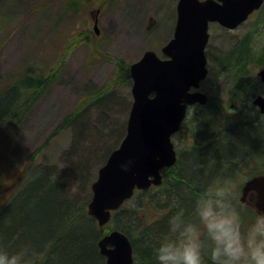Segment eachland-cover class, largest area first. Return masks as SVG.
Wrapping results in <instances>:
<instances>
[{"label": "rangeland", "instance_id": "1", "mask_svg": "<svg viewBox=\"0 0 264 264\" xmlns=\"http://www.w3.org/2000/svg\"><path fill=\"white\" fill-rule=\"evenodd\" d=\"M71 1L0 0V107L3 109L0 114L14 107L11 99L15 90L11 85L15 84L17 75L27 72L46 78L59 74L16 127L0 122V207L21 181L28 178L26 173L30 169L33 176L23 186L22 182L17 195L3 212L16 198H35L38 193L32 191L42 183L58 188L54 185L56 182H47L48 173L51 178L61 176L64 179V198L71 202L73 210L85 205L86 213L92 195L91 184L109 153L119 145L132 104L131 83L124 84L113 77L114 74L117 77L116 63L123 60L125 65H130L147 50L162 57L161 48L173 35L178 0H76L72 8L69 7ZM208 33L205 48L208 73L200 86L208 101L205 106L190 107L184 128L172 137L179 155L189 152L195 144L189 131L196 115L200 116L210 106L213 109L205 118L215 119L216 124L219 121L216 116L238 118L243 111L249 121L261 119L259 122H264L263 116L256 117L258 110L249 101L252 93L264 96V83L257 75L263 66L250 62L241 86L234 89L233 61L229 67L224 61L246 38L255 55L264 52V4L235 29L210 23ZM243 101L249 105L243 108L240 105ZM211 120L198 123L195 130L205 128L208 135L211 130L219 132ZM108 125L114 132L104 134ZM262 126V133L257 129L255 135L242 136L235 134L234 131L240 129L232 124L228 126L231 131L223 136L228 143L219 150L222 159L214 163L216 173L220 168L218 172L222 171V160H229L242 150L246 152L244 156L240 154L235 166L220 178L215 174L216 180L231 177L238 196L241 186L252 175L254 162H248L249 156L260 150L264 153V123ZM222 142L223 139L208 145L206 152L214 151ZM240 143L244 149L240 148ZM200 152L192 153L195 160ZM191 163L186 164L184 172L194 169L206 179L213 175V167L202 166L201 169ZM150 197L157 199L160 205H153ZM165 203L163 191L152 187L129 207L139 209L135 215L145 216L150 226L153 218L171 211ZM131 227L138 233L134 226ZM151 258L155 260L154 255ZM150 264L155 263L151 261Z\"/></svg>", "mask_w": 264, "mask_h": 264}, {"label": "trees", "instance_id": "2", "mask_svg": "<svg viewBox=\"0 0 264 264\" xmlns=\"http://www.w3.org/2000/svg\"><path fill=\"white\" fill-rule=\"evenodd\" d=\"M76 3V0L71 1L69 7H74ZM224 61H226L225 64L228 67L230 62L233 61L231 64L235 73L233 87L237 89L241 86L242 77L247 74V66L250 62H255L257 66L264 67V52L255 55L246 38L241 41L239 48L234 53L230 54V56H227ZM128 68L129 65H125L123 60L118 61L115 69L117 77H115V74L113 77L118 81L121 80L124 84L131 83ZM30 74L31 73L24 72L23 75H17L15 84L11 85L15 90L14 96L11 99L14 103V107L9 109L5 114H0V122L8 127H16L29 111L33 103L45 93L47 88L54 83L59 76L58 72L50 74L46 78L41 75L36 77ZM0 95H2V93ZM251 96H253V93ZM247 101H243L240 105H243L244 108L246 104L249 105ZM249 101L251 102V100ZM1 109L2 107H0V110ZM212 109L213 108L210 106L209 109L203 110L200 116L196 115L195 121L189 131L192 138L196 141L195 144L190 147L189 152L180 153V155L178 152L175 165L170 169L164 170L162 184L156 188L163 191V199L166 202L165 204H169L171 211L164 214L162 217L153 218L150 226L147 225L148 223L145 216L139 217L138 213L137 216L135 215L139 209H130V207H133L136 199H142V195L147 192L149 193L151 188L144 192L135 191L134 195L126 201L120 209L112 213L108 224L100 229L97 227L94 220L88 217L87 213L84 212L85 205L80 206L77 210H73L71 202L69 203L64 198L63 190L66 185L64 179L61 176L51 178L48 173H45L48 179L47 182H52L51 184L56 182L54 185H56V187L59 186L58 188H53V185L48 186L42 183L32 191L38 193L35 198L33 196L32 199L27 197L28 199L18 200L15 197V202L3 212L4 208L11 202L13 197L17 195L19 188L22 187L28 179L33 178L30 169V171L26 173V177L28 178H24L20 183L21 185L23 182L22 186L19 185L20 187L18 186L14 189V193L12 192L9 195L8 201L0 207V212L2 213L0 216V242L6 245L10 250H18L22 247L30 248L32 251V264H104V258L98 253L97 242L100 236L107 233L108 229L112 228V230H119L126 234L132 244L133 257L136 264H150L151 261L155 263V260L151 258L152 255H154V246L164 235L162 232L167 228V218L176 210L177 203L191 210L195 198L202 189L212 183V181H216V177L220 178L226 171L233 168L239 156L245 155L246 152L242 150L233 158L222 160V171L218 172L220 168L216 173V164L214 163L222 159H220L219 150L223 145L228 143L223 138L226 133L231 131L228 130V126L232 124L237 126L240 130L237 129V131L234 132L242 136L255 135L258 133L256 132L257 129L262 133L261 130L264 122H259L261 119L258 122L249 121L248 115L244 114L243 111V113H241L242 116L240 117L239 115L238 118L234 116H230L229 118L226 116H216V119H219L216 124L215 119L211 120L210 118H205V115L210 114L209 110ZM257 113L258 115L256 117L259 118L263 116L258 111ZM256 117H254V119H257ZM222 118H224L223 121L221 120ZM210 120L211 122L213 121L211 124H215L219 132H214L209 128L211 133L208 135V130L205 128L198 127L195 130L198 123L205 124L207 121L210 122ZM64 123L69 122L65 121ZM184 124L185 122H183L181 128ZM247 126L249 129L245 130ZM194 131H197L196 134ZM107 132H110V134L114 132L113 127L108 125L104 134ZM124 134L125 131L122 133L121 139ZM233 137L237 138L236 135ZM222 139L223 142L214 151H211L212 153L206 152L205 149L208 145L214 144L215 142L220 143ZM240 145L242 146L240 148L244 149V145L241 143ZM263 148L264 144L262 143V149ZM197 151L201 152L197 160H195L192 153ZM260 152L262 151L252 152L249 156L248 162H254L252 165V175L250 177L264 174V153L261 154ZM186 157H188V159H186ZM196 161H198V163ZM223 161L225 162L222 163ZM189 162H192V166L197 168H201L202 166L213 167V175L211 178L206 179L202 173L194 169L193 172H184V167L186 168V164ZM225 164L227 166H225ZM166 172L168 176L165 174ZM237 192L238 191L235 190V202L239 205L240 196L237 195ZM149 200L153 202V205H160L159 201L153 199V197H150ZM247 203L248 205L249 203L252 204V201L248 199ZM252 208L253 206H249L241 210L242 215L246 219L250 215ZM109 225H111V228H108ZM131 226H134L138 233H134V228Z\"/></svg>", "mask_w": 264, "mask_h": 264}, {"label": "water", "instance_id": "3", "mask_svg": "<svg viewBox=\"0 0 264 264\" xmlns=\"http://www.w3.org/2000/svg\"><path fill=\"white\" fill-rule=\"evenodd\" d=\"M264 0H178L172 38L161 48L163 57L147 50L129 65L132 104L125 134L91 184L87 215L103 228L135 191L160 186L163 171L172 168L177 155L172 137L178 132L187 109L205 105L199 91L208 73L205 48L208 27L217 23L235 29L263 5ZM97 31V20L94 22ZM264 83V68L257 73ZM193 90V91H192ZM253 104L264 114V97ZM125 170L122 164L128 163ZM254 196V207L264 209V174L246 180L239 201ZM104 264H134L133 247L123 232L110 230L97 242Z\"/></svg>", "mask_w": 264, "mask_h": 264}, {"label": "clouds", "instance_id": "4", "mask_svg": "<svg viewBox=\"0 0 264 264\" xmlns=\"http://www.w3.org/2000/svg\"><path fill=\"white\" fill-rule=\"evenodd\" d=\"M235 200V181L226 177L205 186L191 210L177 203L154 246L155 264H264V209L253 207L246 219L248 203ZM31 255L0 242V264H32Z\"/></svg>", "mask_w": 264, "mask_h": 264}, {"label": "flooded vegetation", "instance_id": "5", "mask_svg": "<svg viewBox=\"0 0 264 264\" xmlns=\"http://www.w3.org/2000/svg\"><path fill=\"white\" fill-rule=\"evenodd\" d=\"M256 96H257V95H254V94H253V96H252V100H251V104H252V105H254V104H253V99H254ZM196 105H197V104H196ZM194 106H195V105H194ZM204 106H205V105H204ZM192 107H193V106H192ZM255 107H256V106H255ZM188 109H189V108H188ZM257 110H258V112H259L258 107H257ZM187 113H188V111H187ZM259 113H260V112H259ZM260 114H261V113H260ZM261 115L264 116V114H261ZM183 128H184V125H183L182 128H180V130L183 129ZM180 130L178 131V133L180 132ZM174 148H175V146H174ZM175 150H176V148H175ZM176 153L178 154V151H177V150H176Z\"/></svg>", "mask_w": 264, "mask_h": 264}, {"label": "bare ground", "instance_id": "6", "mask_svg": "<svg viewBox=\"0 0 264 264\" xmlns=\"http://www.w3.org/2000/svg\"><path fill=\"white\" fill-rule=\"evenodd\" d=\"M98 247V246H97ZM98 253H99V249H98ZM100 256H102L100 253H99Z\"/></svg>", "mask_w": 264, "mask_h": 264}]
</instances>
